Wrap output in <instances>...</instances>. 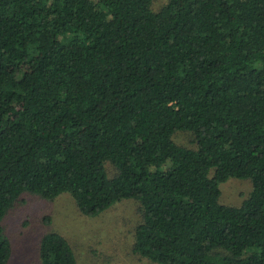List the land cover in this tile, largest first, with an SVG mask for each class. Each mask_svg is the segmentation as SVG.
Instances as JSON below:
<instances>
[{"label":"trees","instance_id":"trees-1","mask_svg":"<svg viewBox=\"0 0 264 264\" xmlns=\"http://www.w3.org/2000/svg\"><path fill=\"white\" fill-rule=\"evenodd\" d=\"M154 1L0 0V264L26 191L86 215L137 199L157 264H264V0ZM229 177L251 185L239 225ZM39 256L76 264L55 230Z\"/></svg>","mask_w":264,"mask_h":264},{"label":"rangeland","instance_id":"rangeland-1","mask_svg":"<svg viewBox=\"0 0 264 264\" xmlns=\"http://www.w3.org/2000/svg\"><path fill=\"white\" fill-rule=\"evenodd\" d=\"M167 0H155L154 7ZM177 132V131H176ZM177 139L189 143V135ZM106 167L111 164L106 161ZM247 178L229 177L219 183L220 200L230 205L228 212L240 224L237 206L250 190ZM141 219L138 200L123 197L94 215L81 213L68 191L49 200L35 192H24L2 218L4 233L11 244L5 264H41L39 244L42 235L58 231L71 245L76 264H157L133 252L134 230Z\"/></svg>","mask_w":264,"mask_h":264}]
</instances>
